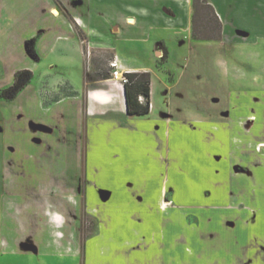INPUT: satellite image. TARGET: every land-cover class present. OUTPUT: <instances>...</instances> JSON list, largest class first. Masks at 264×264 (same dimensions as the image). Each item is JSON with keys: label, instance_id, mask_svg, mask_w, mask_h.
I'll list each match as a JSON object with an SVG mask.
<instances>
[{"label": "crops", "instance_id": "1", "mask_svg": "<svg viewBox=\"0 0 264 264\" xmlns=\"http://www.w3.org/2000/svg\"><path fill=\"white\" fill-rule=\"evenodd\" d=\"M42 1L49 9L36 20L45 26H35L29 37L42 36L41 52L55 54L58 63L83 53L97 60L111 53L114 60L110 38L126 33V25L139 27L135 17L102 10L95 12L100 23L93 25L85 0ZM178 1L157 0L155 17L167 23L179 19ZM208 1L223 23L222 41H254L238 24L245 17L240 0ZM193 12L192 6L185 22L192 32ZM158 46V59L164 60L166 47L162 42ZM119 62L125 75L154 73L151 66ZM97 64L83 84L68 83L72 92L55 99L49 110L52 125H38L73 128L75 138L84 128V172L72 176L86 182L85 205L78 209L107 215L98 233L85 241L86 257L96 250L100 264H264V95L243 94L226 114L227 122H198L159 111L152 82L150 113L132 117L124 84L113 77V70L107 75ZM239 179L247 182L248 202L240 203L234 195ZM102 191L109 201H100ZM206 197L222 201L207 203ZM47 225L57 237L66 236L43 248L31 239L38 251L49 246L82 254L75 226ZM15 243L26 244L19 237ZM138 245L148 251H126Z\"/></svg>", "mask_w": 264, "mask_h": 264}, {"label": "rangeland", "instance_id": "2", "mask_svg": "<svg viewBox=\"0 0 264 264\" xmlns=\"http://www.w3.org/2000/svg\"><path fill=\"white\" fill-rule=\"evenodd\" d=\"M85 1L92 18L96 11L102 10L111 16L138 19L139 27L126 25V33L110 40L115 46L113 53L122 63L154 69L152 82L159 111L170 110L184 120L222 124L227 122L226 114L243 94L263 98L264 0H240L245 17L238 24L254 38L246 44L222 41L223 23L209 6L195 10L193 17L198 34L214 40L195 39L185 24L193 0L189 5L186 0H179L180 18L169 23L155 17L157 0ZM58 8L65 15L59 4ZM46 9L49 6L42 0H0V264H100L102 258L96 250L89 259L86 257L84 243L98 233L107 215L98 211L83 213L78 209L79 205H85L86 182L72 179L84 172V128L75 138L73 128L38 125H52L49 110L56 98L72 92L68 83L83 84L97 63L100 71L110 75L114 56L103 53L97 60L91 53L88 57L83 53L58 63L55 54H43L38 44L42 36L29 37V32L43 25L36 19L45 15ZM190 19L193 25L192 15ZM91 21L93 25L100 23L95 17ZM159 42L166 47L164 60L158 59L156 52ZM29 47L35 50V56ZM25 70L32 74L30 81L11 98L7 93L15 84V74ZM246 126L251 128L250 123ZM246 184L242 179L235 182L234 195L240 203L250 198L245 195ZM104 193L99 198L107 202L111 197ZM204 200L221 203L222 197ZM49 222L75 226L82 254L49 246L42 249L54 238L60 241L66 236L57 237L47 225ZM16 237L23 238L26 244L17 245ZM31 239L42 250L38 251ZM20 247H27L28 251ZM126 251L148 250L138 245Z\"/></svg>", "mask_w": 264, "mask_h": 264}, {"label": "trees", "instance_id": "3", "mask_svg": "<svg viewBox=\"0 0 264 264\" xmlns=\"http://www.w3.org/2000/svg\"><path fill=\"white\" fill-rule=\"evenodd\" d=\"M203 6H209L214 9L208 0H194V11L197 12L203 8ZM215 11V10H213ZM216 14V12H215ZM193 37L197 40H214V38L201 37L197 32L195 16L193 17ZM221 28V27H220ZM223 30V28H221ZM221 30V32H222ZM217 40V39H216ZM29 50L33 56H35V50L29 47ZM32 74L30 71H19L15 74V84L8 91L7 95L14 98L19 91L29 83ZM129 81L124 84L127 112L129 116H146L151 111V85L152 75L149 72H136L127 73ZM141 98L144 100L141 101Z\"/></svg>", "mask_w": 264, "mask_h": 264}, {"label": "built area", "instance_id": "4", "mask_svg": "<svg viewBox=\"0 0 264 264\" xmlns=\"http://www.w3.org/2000/svg\"><path fill=\"white\" fill-rule=\"evenodd\" d=\"M110 66H111V68H112V74H113V77L114 78H118V76H119V74L121 75V78L119 79V81L122 83V84H125V83H127L128 81H129V79H128V77L125 75V74H123L122 72H121V66H120V62H119V60L117 59V57L113 60V61H111V63H110ZM141 99H143V98H141ZM151 108H152V104H151V106H150Z\"/></svg>", "mask_w": 264, "mask_h": 264}, {"label": "bare ground", "instance_id": "5", "mask_svg": "<svg viewBox=\"0 0 264 264\" xmlns=\"http://www.w3.org/2000/svg\"><path fill=\"white\" fill-rule=\"evenodd\" d=\"M120 78H121V75L119 74V76H118V78H117V79L119 80Z\"/></svg>", "mask_w": 264, "mask_h": 264}, {"label": "water", "instance_id": "6", "mask_svg": "<svg viewBox=\"0 0 264 264\" xmlns=\"http://www.w3.org/2000/svg\"><path fill=\"white\" fill-rule=\"evenodd\" d=\"M31 249H33V248H31Z\"/></svg>", "mask_w": 264, "mask_h": 264}]
</instances>
